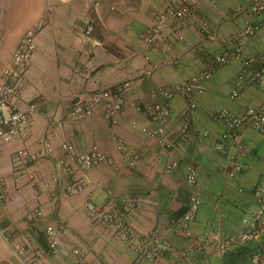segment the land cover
Returning a JSON list of instances; mask_svg holds the SVG:
<instances>
[{"label": "crops", "instance_id": "1", "mask_svg": "<svg viewBox=\"0 0 264 264\" xmlns=\"http://www.w3.org/2000/svg\"><path fill=\"white\" fill-rule=\"evenodd\" d=\"M197 1L193 21L183 24L179 34L175 32L176 24L170 21L163 36L157 38L152 45L143 42L139 35L132 36V32H137L139 27L144 30L148 28L168 0L136 1L141 23L132 22L135 28L130 29L127 26L128 15L124 13L127 20L123 16L113 31L106 27L102 32L104 42L106 40L111 47L123 49L120 51L123 57L119 54L123 59L118 64L122 66H113L112 63L119 62L116 52L106 48L107 57H104V52L94 47V42L86 43L87 40L82 38L87 17L86 7L92 0H26V4L23 0L21 2L24 4H18L16 0H2L0 8H7L9 4L10 14L4 16V21L8 23V33L0 36V57L3 63H8L20 36L39 20L45 24L43 32L37 38L34 64L37 65L39 59L41 63L45 62L46 49H51L53 41L51 34L56 33L58 40L74 42L73 47L63 43L62 62L67 73L70 72L71 64L69 54H73L69 49L76 48L81 52L80 59H85L89 54L94 58V68L103 65L88 80V87L94 89L102 77L108 80L121 74L131 76L129 78L138 79L133 80L130 98H139L142 94L144 103L151 99L150 93L153 90L183 82L203 70L209 58L226 48L229 45L228 38L247 22L245 10L250 0H218L215 3L211 0ZM70 2L73 3V11L68 10L71 8ZM49 3L53 4L51 10L48 8ZM75 6L81 9H75ZM240 7L243 10H239ZM76 14L80 16V20L75 24L71 20V24L69 16L74 17ZM62 16L65 20H59ZM53 19L57 24H53ZM203 19H210L214 23L216 40L205 39L198 31V22ZM66 34L70 35L66 37ZM179 35H183L185 39L179 41ZM8 39H14L13 46L6 45ZM263 52L264 22L261 33L246 40L244 55ZM147 55L152 63L158 65L154 73H147ZM239 69L240 60L231 59L205 82L204 91L195 98L197 108L193 112L192 136L189 140H181L177 145L176 155L180 159V165L170 175L164 173V168L171 157L158 142L141 131L143 126L153 127L154 124L132 106L119 114V125L114 127V132L127 143L126 153H121L110 138L112 128L104 119L101 108L80 123L67 120L64 127H58V122L55 121L50 123V119L58 121L67 117L63 103L58 101L56 104H48L46 110H38L23 139L14 144L0 143V178L4 180L8 194L0 204V264H75L72 249L80 246L87 248V258L91 264H130L136 260V254L119 241L112 228L104 222L94 220L86 208L89 196L94 203L110 206L113 196L123 202L128 200L129 194L140 197V203L129 216L136 234L143 235L159 227L168 234L173 244V249L165 257L154 261L139 260L138 264H246L247 252L257 245L264 246V237L257 242L235 246L225 257L220 256L215 248L205 247L244 229V213L255 201L254 186L258 181L264 180V134L249 129L243 131L242 137L249 151L244 159L247 168L232 178L225 175L229 164L227 155L215 149V142L222 128L213 114L224 107L239 114L248 105L261 104L264 100V91L258 86H247L240 97L230 98ZM97 80L98 83H95ZM33 95L28 87L25 88V98L29 99ZM53 95L55 99L59 97L63 100L66 98L65 89ZM159 98L163 99L162 96ZM171 101L174 117L181 121V111L186 105V99L181 94ZM134 120L137 125L132 124ZM180 123L174 127V132H177ZM49 128H56L54 135L50 137L56 150L54 156L44 158L30 167L33 178L21 175L11 149L25 147L33 152L42 151L44 146L41 141L48 136ZM206 131L208 134L205 136L203 132ZM62 139L73 142L79 151L96 143L113 160L111 164L90 170L88 185L75 196H68L65 192L67 184L64 171H59L64 183L60 184V178L58 182L53 181L57 173L53 172L54 160L51 159L60 154ZM230 149L238 152L237 142H231ZM135 152L140 153V158L136 161L135 168L128 169L127 158ZM190 166L197 170V180L193 185L187 182ZM193 190L200 194L202 205L191 223V237H187L177 230L174 232L168 221L185 211L188 193ZM36 206H41L44 215L38 221H29L26 213ZM50 225L59 232V244L55 251H51L45 232ZM198 246L205 247V250H196L195 247Z\"/></svg>", "mask_w": 264, "mask_h": 264}, {"label": "built area", "instance_id": "2", "mask_svg": "<svg viewBox=\"0 0 264 264\" xmlns=\"http://www.w3.org/2000/svg\"><path fill=\"white\" fill-rule=\"evenodd\" d=\"M215 3L217 0H211ZM196 0H168L166 6L155 15L153 23L140 33V39L148 45L154 44L157 38L163 33L170 21L175 25V32L180 33L181 26L194 20L193 5ZM247 22L243 28L228 38V46L213 54L205 68L199 73L182 83H177L171 88H159L150 93V100L137 106L139 111H144L147 118L154 124L153 127H143L142 131L148 138L158 142L171 157L165 165L166 174H172L180 165L177 157V145L179 142L189 140L192 136L193 112L197 108L196 96L204 91V85L213 74L231 59L240 60V69L237 76L236 87L231 91L230 98L235 99L247 86H253L264 77V52L244 55L246 40L257 37L263 28L264 0H250L246 8ZM198 31L208 40H216L217 35L208 21L198 22ZM92 27L87 30L91 32ZM37 27L26 31L18 47L14 51L10 64L4 69L0 79V142L14 144L24 137L34 114L38 110L37 102L27 101L24 91L28 83V73L31 68V60L36 50ZM90 37V36H89ZM88 38V37H87ZM91 38V37H90ZM88 38V39H90ZM185 37L178 36L182 41ZM149 63L147 73H154L158 67L150 61V56H145ZM74 75L81 81L86 75V67L78 66ZM133 80L130 78L124 83L105 88L94 89L86 96L78 94L72 104L70 117L75 121L85 120L94 115L97 107L104 108V116L112 127L119 124L118 115L124 109L127 100L130 98V90ZM184 95L186 105L181 112V123L177 132L170 130L171 100L177 95ZM159 96L165 98L160 101ZM214 119L221 126V133L215 142V149L227 155L228 167L225 175L229 178L242 173L247 165L244 159L247 156V146L243 141V131L246 129L264 134V104L259 107H249L243 113L237 115L229 108L224 107L213 114ZM62 122L58 123V126ZM56 128H49L48 136L41 143L44 149L40 152H33L25 147L15 149V164L21 175L33 178L30 167L44 158L53 155L51 135H54ZM208 132H203L207 135ZM111 138L116 143L121 153H126L127 143L116 133H111ZM237 142L238 152H232L231 142ZM61 163L67 166L72 181L66 185L65 191L69 195L81 193L87 185V171L102 166L111 161L109 154L104 152L99 145L94 144L87 150L78 153L74 144L63 142L60 145ZM139 159L138 154H129L127 161L134 166ZM197 170L194 166L189 167L187 182L195 184ZM54 182L59 178L54 176ZM48 185V184H47ZM7 188L3 179L0 178V204L7 198ZM254 204L247 208L243 216L244 229L238 234H231L223 237L218 243H210L208 247L215 248L220 256H225L237 245H246L250 242H257L264 237V180L258 181L253 189ZM139 204V198H132L121 204L120 207L110 205L99 207L90 196L86 206L93 219L104 222L112 228L119 240L135 252L139 258H161L168 251L173 249L169 240H166L157 229H152L143 236L136 234L133 225L130 223L129 214ZM202 205V198L195 190L190 191L187 196L185 211L180 216L171 220L172 225L186 236L191 235V223L197 217ZM44 215L41 206H36L27 211L26 217L29 221H38ZM46 236L51 251H55L59 244V232L53 226H47ZM198 248L203 249L202 246ZM75 264H91L88 260V250L83 247L74 248ZM22 264H36L23 262ZM131 264H137V261ZM246 264H264V246L257 245L247 253Z\"/></svg>", "mask_w": 264, "mask_h": 264}, {"label": "rangeland", "instance_id": "3", "mask_svg": "<svg viewBox=\"0 0 264 264\" xmlns=\"http://www.w3.org/2000/svg\"><path fill=\"white\" fill-rule=\"evenodd\" d=\"M17 1V3L18 4H26V0H23L24 1V3H22L21 1L22 0H16ZM49 1H52V0H49ZM136 1H138V0H92V2L88 5V7H86L87 8V17H86V21H85V24L83 25V33H82V38H83V40H87V42L86 43H90V44H93V43H91V42H94V47H96V48H98L101 52H104L103 53V55H104V57H107L106 55H105V53H107V52H105L106 51V48H107V50L108 49H111V51H114V52H116L117 53V58H119V62H117V63H112L111 65H113V66H122V65H118L121 61H122V57H123V54H122V52H120V51H123V49L122 48H120V47H118V46H115V47H111L109 44H108V42H106V40H105V42L102 40V39H105V38H103V34H102V32L105 30V28L106 27H108L109 28V30H111V31H113V28H114V26L116 27L117 26V24H118V22H119V19L120 18H122L123 16H124V13H127V15H128V18H129V20H128V22H127V26H130V29H133V27L135 28V26H133V24H132V22H135V24L137 23V24H139V23H141V21H139V18H138V15H137V6H136ZM218 1V0H217ZM125 2H128L129 4H127V3H125ZM198 1L196 0V3H197ZM195 3V4H196ZM250 3V2H249ZM1 4H2V0H0V7H1ZM72 2H70L69 3V5L71 6V8L69 7V9L68 10H71V11H73V9L72 8H74V6H72ZM194 4V5H195ZM194 5H193V15L194 16H196V11H195V9H194ZM249 5V4H248ZM19 7H21V5L19 6ZM53 7V4L52 3H49V5H48V8L51 10V8ZM248 7V6H247ZM76 8H78V10H80L81 8L78 6H75V9ZM239 10H243V7H240V8H238ZM9 16V14H10V9H9V4H7V8H3V9H1L0 8V36H5L7 33H8V30H6V26L8 25V23H6L5 21H4V16ZM126 16H124V18H125ZM69 18H70V23L72 24V21L74 22V24H75V22L76 21H79L80 20V16H78V14H76L74 17L73 16H69ZM7 19L9 20V18L7 17ZM59 20H65V17H61ZM72 20V21H71ZM126 20H127V17H126ZM204 20H206V21H208V23L210 24V26L212 27V29H213V26H214V23L210 20V19H204ZM264 20V17H263V19H262V23L264 22L263 21ZM114 21V22H113ZM53 24H57V21H55L54 19H53ZM45 24V23H44ZM44 24H43V22L42 21H37L36 23H34L33 25H31L28 29H30V28H32L33 26L34 27H37L38 28V32H37V38H38V35H40L43 31V29H44ZM152 24V23H151ZM150 26V25H149ZM149 26H147V27H149ZM19 27H20V25H19ZM90 27H92V29H91V32L90 33H87V30L90 28ZM137 27H139V25L137 26ZM141 27H139V29H138V31L137 32H132V36H134L135 34H136V36L138 37V35L140 36V33L142 32V30H144V29H140ZM27 29V30H28ZM146 29V28H145ZM26 30V31H27ZM26 31L20 36V39H19V42L17 43V47H18V45H19V43L21 42V40H22V38H23V36H24V34L26 33ZM52 36H53V38H52V36H51V39L53 40L52 41V43H51V49H46V52H45V58H46V60H45V62L44 63H41V59H39V62H37V65L36 64H34L35 63V60H33V58H34V56H33V58H32V60H31V68H30V71H29V73H28V83H27V86H26V88L28 87V89H30L31 91H32V93L34 94L31 98H29V99H27V98H25L27 101H29V100H32V101H35V102H37V105H38V110H43V109H45L46 110V107L48 106V104L49 105H51V104H56V103H58V101L59 102H61V103H63V105H65V110H66V113H67V117L66 118H62L61 120H58L57 121V119H50V123H52V122H58V123H60V122H62V125H60V126H58V127H64L65 126V123L67 122V120H70V121H72V123H80V122H82V121H75V120H73L71 117H70V111L72 110V104H73V102H74V100H75V98H76V96L78 95V94H84L85 96L89 93V92H91L92 90H94V89H105V88H109V87H113V86H117V85H120V84H122V83H124L126 80H129L130 78L129 77H131V76H125V75H123V74H121V75H116V77L114 78V79H112V78H110V79H108V80H106V79H104V77H102V78H100V80H99V82L100 83H98V80L95 82V83H98L99 85H97V86H95V88L94 89H92L91 87H88L89 85H87V83H88V80L91 78V77H93V75H94V73L95 72H98V70L99 69H101L102 67H103V65H101V66H96L95 68H94V58L92 57V56H90V54L85 58V59H80V56H81V52H79V51H77L76 50V48L74 49H69V52L70 53H73L72 55L71 54H69V56L71 57L69 60L71 61V64L69 65V68H70V72H66V66H65V64L62 62V59H63V53H62V49L64 48V46H63V43H67V46L68 45H70L71 44V46L70 47H73V45H74V42L73 41H71V42H69V41H66L65 40V42H64V40H58L56 37L58 36V34H56V33H52L51 34ZM70 34H66V37L67 36H69ZM91 38H90V37ZM90 38V39H88V38ZM206 39V38H205ZM13 41H10V39H8V41L9 42H7L6 43V45L7 44H9V46L10 45H14V39H12ZM5 45V46H6ZM16 47V48H17ZM36 47H37V40H36ZM2 49H4L3 47H2ZM16 50V49H15ZM14 50V51H15ZM14 51H13V53H12V56H13V54H14ZM66 51V49L64 50V52ZM0 52H1V50H0ZM1 54V53H0ZM119 54H120V56H122L121 58L119 57ZM257 54H260V53H257ZM1 56V55H0ZM12 56H11V59H10V61L8 62V63H3V59L0 57V79H1V77H2V74H3V71H4V69L10 64V62H11V60H12ZM125 56V55H124ZM66 57V56H65ZM78 57V58H77ZM82 57V56H81ZM44 58V57H43ZM78 66H80V67H86V75H85V77H83V79L81 80V81H79V79L74 75V71H75V69L78 67ZM117 68H120V67H117ZM239 74V73H238ZM237 74V75H238ZM195 75V74H194ZM194 75H192V76H194ZM191 76V77H192ZM142 77V76H141ZM190 77V78H191ZM136 79H138V78H132V80H136ZM187 80V79H186ZM186 80H184V81H186ZM183 81V82H184ZM236 82V81H235ZM179 83H182L181 81L179 82ZM173 85H170V86H164V88H171ZM252 86V85H251ZM253 86H258V88L259 89H263V91H264V77H263V79L262 80H260L259 82H257L256 84H254ZM88 87V88H87ZM236 87V83L234 84V87L232 88V90L234 89ZM161 88V87H160ZM59 89V90H58ZM62 89H65V92H66V98H64L63 100H62V98H56L55 99V97H52V96H54L53 94H55L57 91H61ZM159 89V88H158ZM247 89V87L245 88V89H243L241 92H240V94H239V97H240V95L245 91ZM231 90V91H232ZM150 92H151V90H150ZM231 93V92H230ZM264 93V92H263ZM178 96V95H177ZM176 96V97H177ZM131 97V96H130ZM142 98H143V96H142V94L139 96V98H129L128 100H127V103H126V105H125V107H124V109L123 110H125L128 106H132L137 112H142V113H144V111H139L138 109H137V106H139L140 104H142L143 102H142ZM159 100L160 101H163V100H165V98H163V99H161V98H159ZM56 101V102H55ZM172 102V101H171ZM170 102V104H171V120H170V123H171V127H170V130H172L173 131V129H174V127L176 126V125H178L179 124V122H181V121H179V119H178V117H174V107H173V105H172V103ZM264 104V100H263V102L261 103V104H254V105H248L247 106V108H249V107H259V106H262ZM61 105V104H60ZM100 108L101 109H103V112H102V114L104 115V108L103 107H97V109H96V111L97 110H100ZM246 108V109H247ZM245 109V110H246ZM37 110V111H38ZM122 110V111H123ZM95 111V112H96ZM121 111V112H122ZM232 111V110H231ZM120 112V113H121ZM182 112V111H181ZM37 113V112H36ZM119 113V114H120ZM235 113V112H234ZM241 113H243V112H241ZM241 113H239V114H241ZM95 114V113H94ZM145 114V113H144ZM235 114H237V115H239L238 113H235ZM35 115V114H34ZM93 116V115H92ZM145 116H146V114H145ZM104 117V119L107 121V122H109L106 118H105V116H103ZM33 118H34V116H33ZM33 118H32V121H33ZM146 118H147V116H146ZM60 119V118H59ZM118 120H119V115H118ZM32 123V122H31ZM135 123V124H134ZM132 124H134V125H137L136 124V121L134 120V121H132ZM110 126H111V124H109ZM119 125V124H118ZM67 126H68V123H67ZM66 126V127H67ZM143 127H147V126H143ZM142 127V128H143ZM111 128H112V130H111V132H110V138H111V133L112 132H114V127H112L111 126ZM141 131H142V129H141ZM143 132V131H142ZM115 133V132H114ZM144 135H145V133H144ZM53 135H51V137H52ZM147 136V135H146ZM47 137V136H46ZM21 139H23V138H21ZM51 139V138H50ZM112 139V138H111ZM67 140V139H66ZM113 140V139H112ZM62 141H63V139H62ZM244 141V140H243ZM63 142H70V143H72V144H74L73 142H71V141H63ZM62 142V143H63ZM1 143V142H0ZM61 143V144H62ZM3 144V143H2ZM52 144V143H51ZM94 144H96V143H94ZM94 144H92V145H94ZM91 145V146H92ZM98 145V144H97ZM53 146V145H52ZM74 146H75V144H74ZM90 146V147H91ZM75 150H76V152H78V153H81V152H83V151H79L78 149H77V147L75 146ZM87 150V149H86ZM55 149L53 150V156H54V154H55ZM85 151V150H84ZM11 155H12V157H13V160H14V156H15V149H11ZM105 152V151H104ZM247 152H249L248 151V149H247ZM108 154V153H107ZM133 154H138V156H139V158H140V153L139 152H135V153H133ZM110 156V155H109ZM50 157H52V155L50 156ZM49 157V158H50ZM57 157V158H56ZM55 157V159L57 160V162H56V160L55 159H51V160H54L52 163H53V167H54V169H53V172H55V174L58 176V178H60V184H62V183H64V180L62 179V177H61V175L59 174V171H64L63 173H64V175H65V181H66V184H69L70 183V181H72V176L71 175H69V173H68V171H67V166H65V164L64 163H61V154H58L57 156ZM111 157V156H110ZM50 160V161H51ZM139 160V159H138ZM137 160V161H138ZM111 163H113V160H112V157H111V161L109 162V163H107V164H111ZM13 164V163H12ZM107 164H103V165H107ZM33 165V164H32ZM31 165V166H32ZM115 164H113V166H114ZM136 166V165H135ZM135 166H130L129 164H128V169H133V168H135ZM95 168H97V167H95ZM94 168V169H95ZM116 168V166H114V168L113 169H115ZM93 169V168H92ZM92 169H89L88 171H87V180L89 181V171L90 170H92ZM136 172V171H135ZM164 173L166 174V172L164 171ZM136 174V173H135ZM55 175V176H56ZM167 175H169V174H167ZM87 181V182H88ZM87 185H88V183H87ZM86 185V186H87ZM66 192V191H65ZM83 192V191H82ZM80 194V193H79ZM78 195V194H77ZM68 196H71V195H69L68 194ZM72 196H75V195H72ZM112 196V195H111ZM129 197H128V200L129 199H132V198H139L140 199V197H137L138 195H136V194H129L128 195ZM112 202L110 203V204H112V205H116V206H118V207H120L121 206V204H123L125 201H127V200H125V201H123V202H121L120 200L121 199H119V198H117L116 196L114 197L113 196V198H112ZM121 202V203H120ZM140 203V202H139ZM95 204H97V203H95ZM97 206H99V207H107L106 205H99V204H97ZM137 207V206H136ZM86 208H87V206H86ZM132 212V211H131ZM131 212H130V214H131ZM130 214H129V216H130ZM182 214V213H181ZM92 216V215H91ZM128 216V217H129ZM178 216H180V214H177V215H175V216H173V217H171L170 218V220L168 221L169 222V224H170V227L172 228V230L174 231V232H176V228L172 225V223H171V220L173 219V218H175V217H178ZM131 223V222H130ZM153 229H157L160 233H161V235L166 239V240H169V237H168V234H166V232H164V231H161V229L159 228V227H155V228H153ZM113 230V229H112ZM152 230V229H151ZM114 231V230H113ZM150 231V230H149ZM148 231V232H149ZM136 232V231H135ZM147 232V233H148ZM177 232H180L181 234H183V235H185L184 234V232H181L180 230H177ZM115 233V232H114ZM146 234V233H145ZM145 234H143V235H145ZM139 235V234H138ZM143 235H139V236H143ZM186 236V235H185ZM187 237H191V235L190 236H187ZM118 238V237H117ZM119 239V238H118ZM120 241V240H119ZM170 241V240H169ZM121 242V241H120ZM171 242V241H170ZM171 244H172V242H171ZM125 245V244H124ZM172 246H173V244H172ZM209 246V245H208ZM208 246H205V247H208ZM81 247V246H80ZM128 247V246H127ZM205 247H203V249H200V248H196L195 247V249L196 250H199V251H202V250H205ZM74 248H78V247H74ZM74 248L72 249V253H73V250H74ZM84 248H86V247H84ZM87 249V248H86ZM130 249V248H129ZM131 250V249H130ZM171 251V250H170ZM170 251H168V252H170ZM135 253V252H134ZM136 254V253H135ZM166 255V254H165ZM165 255H163L162 256V258L163 257H165ZM136 260H134V261H137V264H138V261L139 260H144V259H149V260H155V259H151V258H139V256L136 254ZM134 261H132V262H134ZM131 262V263H132ZM130 263V264H131Z\"/></svg>", "mask_w": 264, "mask_h": 264}, {"label": "trees", "instance_id": "4", "mask_svg": "<svg viewBox=\"0 0 264 264\" xmlns=\"http://www.w3.org/2000/svg\"><path fill=\"white\" fill-rule=\"evenodd\" d=\"M230 252H231V251H230ZM230 252H229V253H230ZM248 252H249V251H248ZM248 252H247V253H248ZM229 253H228V254H229ZM228 254H226V255H228ZM226 255H225V256H226ZM225 256H223V257H225Z\"/></svg>", "mask_w": 264, "mask_h": 264}]
</instances>
